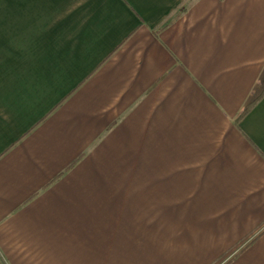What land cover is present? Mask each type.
Instances as JSON below:
<instances>
[{"label": "crops", "instance_id": "1", "mask_svg": "<svg viewBox=\"0 0 264 264\" xmlns=\"http://www.w3.org/2000/svg\"><path fill=\"white\" fill-rule=\"evenodd\" d=\"M3 264H264V0H0Z\"/></svg>", "mask_w": 264, "mask_h": 264}, {"label": "rangeland", "instance_id": "2", "mask_svg": "<svg viewBox=\"0 0 264 264\" xmlns=\"http://www.w3.org/2000/svg\"><path fill=\"white\" fill-rule=\"evenodd\" d=\"M0 264H3L2 259L0 258Z\"/></svg>", "mask_w": 264, "mask_h": 264}]
</instances>
